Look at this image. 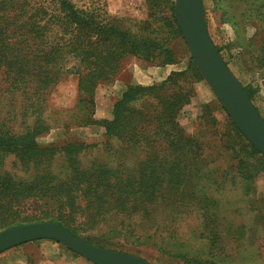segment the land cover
<instances>
[{
  "label": "rangeland",
  "instance_id": "rangeland-1",
  "mask_svg": "<svg viewBox=\"0 0 264 264\" xmlns=\"http://www.w3.org/2000/svg\"><path fill=\"white\" fill-rule=\"evenodd\" d=\"M72 1L95 13L99 19L116 24L142 45L168 49L179 59L177 70L187 68L191 54L177 27L176 0ZM204 8L214 43L243 85L255 92L253 102L264 116V0H204ZM15 13L16 9L6 10L9 17ZM10 27L13 25L10 24L8 29ZM93 39H96L94 31ZM21 50L22 56L26 51ZM6 61L9 59L0 62V125L19 135L31 129L39 117L44 125L41 134L36 136L39 144L54 146L57 150L52 170L42 169L41 165L23 160L16 153H0V180L11 177L27 181L48 174L65 177L68 158L63 147L72 142L80 144L78 160L82 168L93 163L130 166L144 157L143 151L132 150L120 139L107 137L103 121L112 118L114 103L126 88L140 83L133 74L134 67H142L144 81H153L149 78L153 74L148 69L154 65L152 62L137 54L127 55L113 80L95 85L92 103H89L90 96L79 90V78L87 69L78 58L63 57L58 61L54 65L57 76L47 87H38L36 92L15 88L16 82L12 81L17 70L16 67L11 69ZM22 63L26 64L23 59ZM29 64L26 66L28 73H37L39 69L45 73L43 62L33 67L32 58ZM32 78L35 84L38 83V77ZM182 85L183 90L192 88L193 92L190 102L178 115L179 123L186 134L200 131L203 140L208 141L204 155L209 160L205 164L202 162V167L220 181L206 182V192L211 200L209 211H215L219 217L218 235L209 239L207 233L202 237V218L196 211L145 217L113 208L93 224H79L78 234L104 247L141 256L154 264H206L207 259L219 264H264V170L255 169L251 181L232 176L238 174L234 159L211 143L214 138L209 136L207 126L201 124L204 122L201 120L204 105L218 103L215 93L204 77ZM176 90L171 87L167 93ZM42 98L45 99L42 101ZM216 113L213 109V114ZM217 117L222 124L224 112ZM8 195L0 190V229L51 220L57 214L54 208L42 204L41 198L11 203L12 197ZM0 264L95 263L56 240L37 239L0 252Z\"/></svg>",
  "mask_w": 264,
  "mask_h": 264
},
{
  "label": "trees",
  "instance_id": "trees-1",
  "mask_svg": "<svg viewBox=\"0 0 264 264\" xmlns=\"http://www.w3.org/2000/svg\"><path fill=\"white\" fill-rule=\"evenodd\" d=\"M8 8L16 9L12 17L6 15ZM174 22L177 24L175 18ZM10 24L13 27L8 29ZM177 27L182 32L178 24ZM21 49L26 51L22 56ZM129 54L142 56L157 66L179 60L168 49L140 44L127 31L107 19H99L72 0H0V62L9 59L8 66L16 67L17 75L12 81L16 82V89L36 92L41 85L47 87L57 76L54 65L63 57L73 56L86 66V74L79 78V90L88 94L87 102L92 103L95 85L113 80ZM262 56L264 62V52ZM32 58L33 67H38L40 62L45 64L44 74L41 69L28 73L26 66ZM33 76L39 78L38 83L35 84ZM201 79L202 74L190 57L187 68L171 71L158 83L129 85L114 103L112 118L103 121L105 135L120 139L132 150L143 151L144 157L136 164L93 163L82 168L78 160L80 144L72 142L63 147L68 158L65 177L48 174L27 181L4 177L0 180V190L12 197L11 203L43 199L42 204L51 206L57 213L51 221L61 223L81 238L79 224H93L113 208L145 217L196 211L202 218V237L208 233L212 239V235H218L219 217L215 211H209L211 200L206 182L220 181L202 167V162L209 160L204 155L208 141L203 140L200 131L186 134L178 120L193 92L192 88L191 93L183 90L182 84ZM171 87L177 90L167 93ZM245 88L253 100L255 92ZM204 106L201 124L207 126L209 136L214 138L211 143L234 159L238 174L232 176L253 180L255 169L264 170V155L241 132L219 100ZM221 112L225 114L222 124L217 117ZM37 120L31 129L19 135L0 125V153H16L23 160L41 165L42 169L52 170L57 149L39 144L36 136L41 134L44 125L39 117ZM205 263L219 264L208 259Z\"/></svg>",
  "mask_w": 264,
  "mask_h": 264
},
{
  "label": "water",
  "instance_id": "water-1",
  "mask_svg": "<svg viewBox=\"0 0 264 264\" xmlns=\"http://www.w3.org/2000/svg\"><path fill=\"white\" fill-rule=\"evenodd\" d=\"M175 16L200 73L237 127L264 155V116L214 43L204 0H176ZM37 239L56 240L95 264H154L133 253L91 243L51 220L0 230V252Z\"/></svg>",
  "mask_w": 264,
  "mask_h": 264
},
{
  "label": "crops",
  "instance_id": "crops-1",
  "mask_svg": "<svg viewBox=\"0 0 264 264\" xmlns=\"http://www.w3.org/2000/svg\"><path fill=\"white\" fill-rule=\"evenodd\" d=\"M134 66V65H133ZM138 67V66H137ZM144 68V67H143ZM150 72H152L149 78L153 81H144L145 80V76L142 73V67H138L137 69L134 67V69H132V71L134 72L133 74L137 75V79L140 83L142 84H152L155 82H159L162 81L163 79H165L171 71L173 70H177V64H168L165 66H157V65H150V67L148 68Z\"/></svg>",
  "mask_w": 264,
  "mask_h": 264
}]
</instances>
